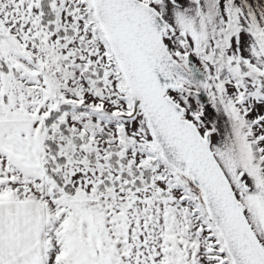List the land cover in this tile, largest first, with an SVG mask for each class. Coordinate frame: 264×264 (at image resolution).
<instances>
[{
	"label": "snow or ice",
	"instance_id": "obj_1",
	"mask_svg": "<svg viewBox=\"0 0 264 264\" xmlns=\"http://www.w3.org/2000/svg\"><path fill=\"white\" fill-rule=\"evenodd\" d=\"M0 264H264V0H0Z\"/></svg>",
	"mask_w": 264,
	"mask_h": 264
}]
</instances>
